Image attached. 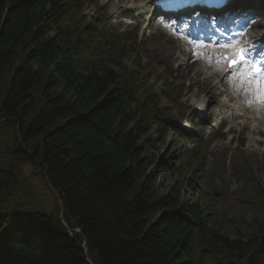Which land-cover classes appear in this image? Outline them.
<instances>
[{
  "label": "trees",
  "instance_id": "1",
  "mask_svg": "<svg viewBox=\"0 0 264 264\" xmlns=\"http://www.w3.org/2000/svg\"><path fill=\"white\" fill-rule=\"evenodd\" d=\"M79 4L0 0V152L38 168L63 206L18 205L0 163V264H264V215L232 238L191 177L159 190V173L191 162L151 155L161 103L138 91L141 75L82 58L92 32L70 25Z\"/></svg>",
  "mask_w": 264,
  "mask_h": 264
},
{
  "label": "rangeland",
  "instance_id": "2",
  "mask_svg": "<svg viewBox=\"0 0 264 264\" xmlns=\"http://www.w3.org/2000/svg\"><path fill=\"white\" fill-rule=\"evenodd\" d=\"M106 1L86 0L82 8H73L70 23L77 26L81 33L94 31L95 41L92 46L81 51L82 58H89L93 52L100 59L108 58L112 64L143 74V80L146 81L140 83L141 93L155 92L161 101L164 109L160 130H155L149 137L157 147L156 150H150L151 155L170 157V161L174 163L189 161L191 166L187 164L183 172L175 174L159 173L156 178L159 190L163 193L169 187L178 186V182H184L191 177L196 191L201 190L213 196L217 210H220V215L226 220L223 224L224 231L232 238L236 232L245 233L244 229L253 218L264 215V143L250 141L252 124L247 125L242 117L239 120L229 118L217 132L208 135L210 128L207 125L212 121L211 114L208 112V116L201 119L193 105H207L213 114L220 109L218 101L215 99L211 102L214 99L208 94L212 91L211 81L215 80H204V72L196 74V70L203 69L182 52V45L159 32L150 34V30L144 29L145 22L141 18L120 19L131 24L140 22V27L116 23L123 16L116 19L119 10L124 12L131 2L134 7L145 5L147 0H124L122 4L118 0H110L108 3ZM238 1L245 5L238 6L237 3L231 10L242 11L247 5L251 10L244 12L260 13L261 16L254 18L264 16V0ZM138 30L140 37L137 44L141 46H132L133 50L122 49L127 42L130 43L127 40L133 38ZM170 63L173 67L164 66ZM177 63L179 66L176 67ZM242 121L243 125L240 124ZM184 123L189 124L191 132L182 128ZM258 125L254 123V126ZM261 128L259 125L258 129ZM228 130H231L232 135L227 134ZM263 137H259V140L264 142ZM6 138L7 136L2 139L1 145ZM0 156L3 159L1 152ZM9 158L7 156L0 163L5 170L19 179L16 195H12L14 201L20 206L28 205L34 212H55V197L42 172L33 165L17 169L15 162H11ZM182 197L194 201L196 195L185 186L182 188ZM207 214H212L211 208L207 209Z\"/></svg>",
  "mask_w": 264,
  "mask_h": 264
},
{
  "label": "bare ground",
  "instance_id": "3",
  "mask_svg": "<svg viewBox=\"0 0 264 264\" xmlns=\"http://www.w3.org/2000/svg\"><path fill=\"white\" fill-rule=\"evenodd\" d=\"M118 1L123 2V0H118ZM153 1L154 0H147V4H149L150 5L149 7L151 8L150 10H147L145 6H141L139 10L140 11L143 10V11L140 12V14H138L140 17H142L146 22H149L150 24H152L154 20V18L152 20V15L150 16V14L152 13V10L154 9ZM137 10H138L137 8H135L133 11L132 9H130L128 13L124 12L121 14H129L130 16H132L133 13L137 12ZM252 26L254 27V34L250 36L251 40L252 41L254 40L256 42H261L264 39V20L256 19L254 22H252ZM207 50H205L206 52L204 54L209 53L207 52ZM210 53H213V52H210ZM207 65L208 64L204 62L205 68H209ZM225 72L226 70L224 69L223 65L218 64L216 67L214 66L212 69H208L206 71V78H205V80L207 81H209L208 79H211L212 77H215V76L217 78L216 79L217 82L213 84V89L217 91L219 95L223 98L222 99L223 106H221L223 109V114L221 115H226V114L231 115L233 113H236V115L241 114L242 116H244L245 120L250 121V123H252L253 120H256V121L259 119L263 120L264 119V105L260 103L259 98L256 99L255 106H252L251 104L246 103V99L247 100L252 99L253 96L256 95V93L253 92L254 95L252 94L248 95V98L244 96L243 103L240 102V99H238V96L232 94L231 89H236L237 91H239V88L242 87L243 84L242 83L241 84L231 83V85H229L230 79H226V76H223L222 74ZM209 94L211 95V98L214 99V95L212 94V91H210ZM229 99H232L233 102L230 105H227V101ZM255 129L256 128H254V130ZM255 143H257V141H255Z\"/></svg>",
  "mask_w": 264,
  "mask_h": 264
},
{
  "label": "snow or ice",
  "instance_id": "4",
  "mask_svg": "<svg viewBox=\"0 0 264 264\" xmlns=\"http://www.w3.org/2000/svg\"><path fill=\"white\" fill-rule=\"evenodd\" d=\"M243 35V33H241ZM183 38V37H182ZM197 47H207L202 43H198L194 40L188 41ZM237 41H233L230 44L218 45L222 48H233ZM264 49V45L260 46ZM209 60L215 59L218 63L228 64L230 71L226 76V79H230L233 84H243V91L258 93L259 101L264 105V52H257L256 47L249 44L236 48L235 55L236 59L233 61L230 57L223 55L215 56L213 53L204 54ZM260 57V62H257L256 57ZM223 70V69H221ZM257 96L254 95L252 99L248 100L247 103L252 104L256 101Z\"/></svg>",
  "mask_w": 264,
  "mask_h": 264
},
{
  "label": "water",
  "instance_id": "5",
  "mask_svg": "<svg viewBox=\"0 0 264 264\" xmlns=\"http://www.w3.org/2000/svg\"><path fill=\"white\" fill-rule=\"evenodd\" d=\"M45 180H46V182H47L49 188L51 189L52 193L56 196V198L58 199L59 203L61 204V203H62V202H61V199L59 198L57 192L52 188V186H51L50 183L48 182L46 176H45ZM61 206H62V205H61ZM84 251H85V253L87 254V247H86V246L84 247Z\"/></svg>",
  "mask_w": 264,
  "mask_h": 264
}]
</instances>
